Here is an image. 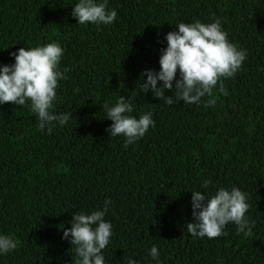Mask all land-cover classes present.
Listing matches in <instances>:
<instances>
[{"label": "trees", "instance_id": "16d2710c", "mask_svg": "<svg viewBox=\"0 0 264 264\" xmlns=\"http://www.w3.org/2000/svg\"><path fill=\"white\" fill-rule=\"evenodd\" d=\"M79 0H0V67L15 63L19 48L57 43L64 53L53 111L68 113L66 125L41 131L30 101L0 104V235L18 247L0 254V264H73L75 245L62 239L73 214L107 212L110 243L105 264H264V0H108L117 12L111 24L77 23ZM102 3L103 0H95ZM222 29L247 59L223 80L228 95L213 90L214 106L165 104L141 90V74L160 70L166 34L178 24L211 23ZM179 79V70L177 71ZM162 82H158L160 84ZM175 85V80L173 81ZM121 96L137 119L151 112L155 126L124 147L109 137L103 105ZM208 181L206 188H202ZM247 193L252 233L209 239L186 229L192 191L209 196L219 188Z\"/></svg>", "mask_w": 264, "mask_h": 264}, {"label": "clouds", "instance_id": "9594fccd", "mask_svg": "<svg viewBox=\"0 0 264 264\" xmlns=\"http://www.w3.org/2000/svg\"><path fill=\"white\" fill-rule=\"evenodd\" d=\"M107 2L108 0H103L102 3L79 0L71 15L81 25L111 24L117 18V12L109 10ZM166 40L167 47L162 50L159 60L160 70L157 72L146 69L141 74L147 77L146 80L143 79L141 90L145 94L151 91L154 97L167 105H172L174 100L171 95H165V90H175L176 101L199 104L207 96L205 107L214 106L216 97L213 90L219 83V93L228 95L223 80L232 78L247 59V51L238 49L229 41L227 32L222 29L220 18L207 24L200 21L181 22L178 24V31L166 34ZM63 53L64 49L57 43L32 48L21 47L17 52L10 53L15 57V63L0 67V104L11 102L25 106L30 101V110L38 117L39 129L43 131L47 127L49 133L56 123L64 126L71 118V114H57L53 111L58 82L65 78V72L68 71L59 70ZM103 109L107 119L113 122L106 129L109 137L123 135L125 148L143 137L150 127L155 126L151 112L142 114L139 119L130 115L134 105L124 96L114 106L110 107L105 103ZM208 183L205 181L202 188H206ZM192 193L194 222L186 225L192 236L212 239L227 235L224 228L229 222L236 225L237 233L245 236L252 233L255 222H249L246 218L250 207L247 193L237 187L230 191L221 187L211 196L201 191ZM109 203L110 201L105 202L104 210L93 211L91 214H73L71 228L64 229L62 239L70 238L71 245L76 246L73 264H105L102 250L110 243L113 234L111 223L104 219ZM19 243L12 235H0V254L15 250ZM150 256L160 264L159 250L155 245L150 249ZM126 264L138 262L129 257Z\"/></svg>", "mask_w": 264, "mask_h": 264}]
</instances>
